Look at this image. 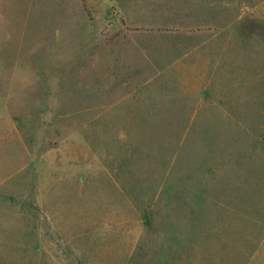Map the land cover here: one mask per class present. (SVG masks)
I'll return each mask as SVG.
<instances>
[{"label": "rangeland", "instance_id": "1", "mask_svg": "<svg viewBox=\"0 0 264 264\" xmlns=\"http://www.w3.org/2000/svg\"><path fill=\"white\" fill-rule=\"evenodd\" d=\"M195 2L0 0V264H264V0Z\"/></svg>", "mask_w": 264, "mask_h": 264}, {"label": "crops", "instance_id": "2", "mask_svg": "<svg viewBox=\"0 0 264 264\" xmlns=\"http://www.w3.org/2000/svg\"><path fill=\"white\" fill-rule=\"evenodd\" d=\"M170 23H179L181 27L174 30H163L155 36H227L226 33L221 32V29L209 28L203 26V19L213 21L216 16H208V13L203 12V6L200 2L195 0H181V16L178 21L173 20V14L170 15ZM163 17V16H162ZM165 17V16H164ZM166 22V21H165ZM164 20L161 23H165ZM223 31V30H222ZM185 48L181 46V59L186 57Z\"/></svg>", "mask_w": 264, "mask_h": 264}]
</instances>
